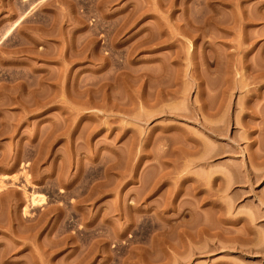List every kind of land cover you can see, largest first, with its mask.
Instances as JSON below:
<instances>
[{
	"label": "rangeland",
	"instance_id": "rangeland-1",
	"mask_svg": "<svg viewBox=\"0 0 264 264\" xmlns=\"http://www.w3.org/2000/svg\"><path fill=\"white\" fill-rule=\"evenodd\" d=\"M0 264H264V0H0Z\"/></svg>",
	"mask_w": 264,
	"mask_h": 264
}]
</instances>
